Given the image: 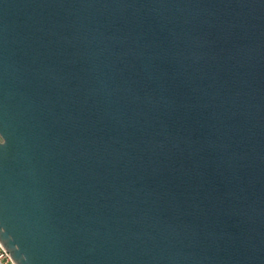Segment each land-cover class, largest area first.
Wrapping results in <instances>:
<instances>
[{
	"label": "water",
	"instance_id": "95a60500",
	"mask_svg": "<svg viewBox=\"0 0 264 264\" xmlns=\"http://www.w3.org/2000/svg\"><path fill=\"white\" fill-rule=\"evenodd\" d=\"M0 244L264 264V0H0Z\"/></svg>",
	"mask_w": 264,
	"mask_h": 264
},
{
	"label": "built area",
	"instance_id": "2783aa9c",
	"mask_svg": "<svg viewBox=\"0 0 264 264\" xmlns=\"http://www.w3.org/2000/svg\"><path fill=\"white\" fill-rule=\"evenodd\" d=\"M0 264H15L9 252L0 244Z\"/></svg>",
	"mask_w": 264,
	"mask_h": 264
}]
</instances>
